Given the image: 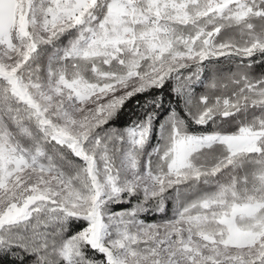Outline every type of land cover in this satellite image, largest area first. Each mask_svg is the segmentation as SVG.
I'll return each instance as SVG.
<instances>
[{
  "label": "snow or ice",
  "instance_id": "1",
  "mask_svg": "<svg viewBox=\"0 0 264 264\" xmlns=\"http://www.w3.org/2000/svg\"><path fill=\"white\" fill-rule=\"evenodd\" d=\"M256 64L264 0H0V261L264 264Z\"/></svg>",
  "mask_w": 264,
  "mask_h": 264
},
{
  "label": "trees",
  "instance_id": "2",
  "mask_svg": "<svg viewBox=\"0 0 264 264\" xmlns=\"http://www.w3.org/2000/svg\"><path fill=\"white\" fill-rule=\"evenodd\" d=\"M222 69L227 71V68L229 67L226 64L220 65ZM234 69V65L232 66ZM253 72L257 75L260 73L264 72V65L261 64H256L253 65ZM202 87V86H201ZM199 88L198 92L202 90L203 88ZM169 89H165L162 93L159 92H153L151 94H142L138 95L136 97H133L130 101L126 102V106L121 114L120 119L116 122V126L123 128L124 126L128 125L131 123V121L135 120L142 112V106L147 103L148 100L154 98L155 95H162L164 99V106L165 108L170 107L169 103ZM164 114H161V120H163ZM155 143V141L153 142ZM171 212V206L169 205V214ZM161 218L160 215H155V216H149L148 219L152 220H159ZM0 264H9V261L7 259H4L0 261ZM27 264V262H26Z\"/></svg>",
  "mask_w": 264,
  "mask_h": 264
},
{
  "label": "rangeland",
  "instance_id": "3",
  "mask_svg": "<svg viewBox=\"0 0 264 264\" xmlns=\"http://www.w3.org/2000/svg\"><path fill=\"white\" fill-rule=\"evenodd\" d=\"M209 75H211V72L209 71V73H208ZM257 75V74H256ZM201 88H203V87H201ZM204 89H202V90H200L199 92H201V91H203Z\"/></svg>",
  "mask_w": 264,
  "mask_h": 264
}]
</instances>
